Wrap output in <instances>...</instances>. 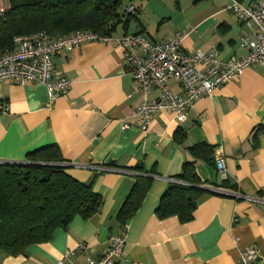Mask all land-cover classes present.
<instances>
[{
    "label": "crops",
    "instance_id": "obj_1",
    "mask_svg": "<svg viewBox=\"0 0 264 264\" xmlns=\"http://www.w3.org/2000/svg\"><path fill=\"white\" fill-rule=\"evenodd\" d=\"M236 1L249 6L264 0ZM173 2L131 1L139 16L124 18L111 41L55 56V74L72 82L65 97L50 101L41 84H0V103L8 108L0 111V159L24 161L31 152L58 147L67 172L104 197L94 217H76L24 255L1 252L0 264H56L81 244L88 249L77 254L78 261H94L107 251L110 237L120 235H125L123 255L114 264H240L241 252L250 247L260 256L254 264H264V68L252 66L200 98L183 123L171 111L158 112L145 130L135 116L146 98H159L160 90L146 97L127 74L118 43L126 35L162 43L189 32L184 51L216 50L220 59L245 56L242 37H256L228 10L231 0H179V8ZM168 85L174 94L182 93L176 81ZM198 144L222 147L227 188L216 165L191 155L189 149ZM186 162L212 191L198 199L192 221L160 219L158 204ZM137 165L154 178L140 209L123 227L116 216L135 183L128 169Z\"/></svg>",
    "mask_w": 264,
    "mask_h": 264
},
{
    "label": "trees",
    "instance_id": "obj_2",
    "mask_svg": "<svg viewBox=\"0 0 264 264\" xmlns=\"http://www.w3.org/2000/svg\"><path fill=\"white\" fill-rule=\"evenodd\" d=\"M9 10L0 18V54L13 49L18 35L47 32L52 37L91 31L111 36L125 15L123 0H9ZM179 8V0H176ZM214 148L191 147L196 158L214 163ZM135 183L116 220L125 227L140 209L154 178L142 165L128 169ZM228 179L223 187H228ZM195 165L186 162L163 194L156 214L160 219L193 220L198 199L205 190ZM104 197L91 184L67 172L58 147L29 153L19 164L0 167V253L24 255L29 246L51 240L57 229H67L76 217L88 220L99 213Z\"/></svg>",
    "mask_w": 264,
    "mask_h": 264
},
{
    "label": "built area",
    "instance_id": "obj_3",
    "mask_svg": "<svg viewBox=\"0 0 264 264\" xmlns=\"http://www.w3.org/2000/svg\"><path fill=\"white\" fill-rule=\"evenodd\" d=\"M231 1L228 10L256 33L254 39L242 37L241 48L247 50L243 57L220 59L216 50L186 52L183 50V41L189 32L162 43H154L142 34L126 35L118 42L124 50L127 74L139 84L146 97L156 89L160 90L158 99L150 101L146 98L135 111L143 129L147 130L158 112L171 111L179 123L187 121L189 111L200 98L212 96L216 90L240 77L252 66L264 68V1L249 6ZM9 4L0 0V18L9 10ZM124 14L136 19L139 7L132 3L125 7ZM109 41V36L91 31H79L61 37H52L47 32L18 35L13 40V49L0 54V84L7 80L21 86L41 84L47 88L50 101L65 97L71 91L72 82L55 74L54 57L63 52L76 51L86 43ZM171 80L180 84V95L171 91L168 85ZM7 109L6 105L0 103V111ZM124 128H128V125L125 124ZM213 156L219 174L227 179L226 157L221 146L214 148ZM22 162L0 159V167ZM124 245L125 235L111 236L109 248L99 259L80 263L77 254L88 249L87 245L81 244L56 264H114L123 255ZM259 257L254 247L247 248L241 252L240 264H254Z\"/></svg>",
    "mask_w": 264,
    "mask_h": 264
},
{
    "label": "rangeland",
    "instance_id": "obj_4",
    "mask_svg": "<svg viewBox=\"0 0 264 264\" xmlns=\"http://www.w3.org/2000/svg\"><path fill=\"white\" fill-rule=\"evenodd\" d=\"M131 1L133 3H142L143 1H147V0H123V3H122V6L123 7H126L128 4L130 5L131 4ZM168 1H172V0H168ZM181 1V0H180ZM185 1V0H184ZM9 0H5V3L8 4ZM163 2H167V0H163ZM174 6H176V0H174ZM244 5H248V4H245L243 3ZM134 20V18H132V21Z\"/></svg>",
    "mask_w": 264,
    "mask_h": 264
},
{
    "label": "water",
    "instance_id": "obj_5",
    "mask_svg": "<svg viewBox=\"0 0 264 264\" xmlns=\"http://www.w3.org/2000/svg\"><path fill=\"white\" fill-rule=\"evenodd\" d=\"M199 188H201V189H203V190H205V191H206V190H207V191H212V189H211V188L204 187V186H199ZM213 192H214V191H213ZM221 194H224V195H231V196L233 195V194H229V193H222V192H221Z\"/></svg>",
    "mask_w": 264,
    "mask_h": 264
}]
</instances>
